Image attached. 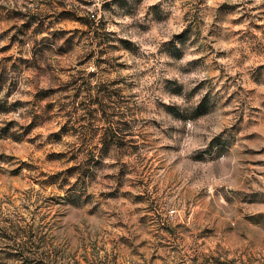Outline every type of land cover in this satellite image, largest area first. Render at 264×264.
Returning a JSON list of instances; mask_svg holds the SVG:
<instances>
[{"label": "rangeland", "instance_id": "374dc122", "mask_svg": "<svg viewBox=\"0 0 264 264\" xmlns=\"http://www.w3.org/2000/svg\"><path fill=\"white\" fill-rule=\"evenodd\" d=\"M263 167L264 0H0V264H264Z\"/></svg>", "mask_w": 264, "mask_h": 264}, {"label": "trees", "instance_id": "16d2710c", "mask_svg": "<svg viewBox=\"0 0 264 264\" xmlns=\"http://www.w3.org/2000/svg\"><path fill=\"white\" fill-rule=\"evenodd\" d=\"M86 25L89 27V29L90 30H92V31H94V30H97L100 26L97 24V22L95 21V20H93V19H91V20H87V22H86ZM92 82L91 81H88L87 83H86V85H89V86H91L92 84H91ZM108 154L109 152H108V150H103V151H101V153H100V155H99V157H101V158H104V154ZM78 167V165L76 164V166H74L72 169H70V170H68L67 172H73V170H76V169H78L77 168ZM82 177H83V175L81 174L78 178H77V183H75V185H77V184H79V182H80V179H82ZM70 178H71V176H69V183H71L70 182ZM12 232L16 235V237L15 238H13L14 239V241H15V243H17V241L19 240V237H17L19 234H21L23 237H25V238H27V240L24 242V243H18V249L17 250H19V249H21V250H25V252H30V249H31V246H29V244H31L32 243V233H34L35 232V229L33 228V227H30V228H21V229H19V228H12ZM29 247V250H27V248Z\"/></svg>", "mask_w": 264, "mask_h": 264}, {"label": "built area", "instance_id": "2783aa9c", "mask_svg": "<svg viewBox=\"0 0 264 264\" xmlns=\"http://www.w3.org/2000/svg\"><path fill=\"white\" fill-rule=\"evenodd\" d=\"M93 16H95V15L93 14ZM261 179H262V181L264 183V167H263V169L261 171Z\"/></svg>", "mask_w": 264, "mask_h": 264}]
</instances>
